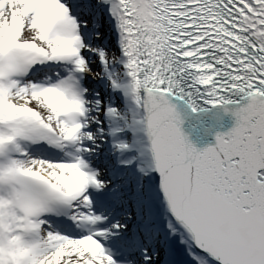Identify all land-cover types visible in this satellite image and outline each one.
<instances>
[{
  "label": "snow or ice",
  "instance_id": "1",
  "mask_svg": "<svg viewBox=\"0 0 264 264\" xmlns=\"http://www.w3.org/2000/svg\"><path fill=\"white\" fill-rule=\"evenodd\" d=\"M261 170L264 0H0V264H264Z\"/></svg>",
  "mask_w": 264,
  "mask_h": 264
},
{
  "label": "water",
  "instance_id": "2",
  "mask_svg": "<svg viewBox=\"0 0 264 264\" xmlns=\"http://www.w3.org/2000/svg\"><path fill=\"white\" fill-rule=\"evenodd\" d=\"M179 111L182 116L181 130L197 149L214 145L216 133L227 132L235 124V117L230 111L225 112L224 106L221 105L210 107L198 114L184 105L180 106Z\"/></svg>",
  "mask_w": 264,
  "mask_h": 264
}]
</instances>
